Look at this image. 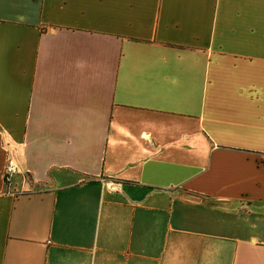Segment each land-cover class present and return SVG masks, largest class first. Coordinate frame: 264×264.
<instances>
[{"label":"crops","instance_id":"0c3cea01","mask_svg":"<svg viewBox=\"0 0 264 264\" xmlns=\"http://www.w3.org/2000/svg\"><path fill=\"white\" fill-rule=\"evenodd\" d=\"M0 264H264V0H0Z\"/></svg>","mask_w":264,"mask_h":264},{"label":"built area","instance_id":"2783aa9c","mask_svg":"<svg viewBox=\"0 0 264 264\" xmlns=\"http://www.w3.org/2000/svg\"><path fill=\"white\" fill-rule=\"evenodd\" d=\"M6 153H7V160L5 166V181L6 184L9 185L13 181L15 176L21 174V170L16 158L13 156L11 152V149L6 147Z\"/></svg>","mask_w":264,"mask_h":264}]
</instances>
